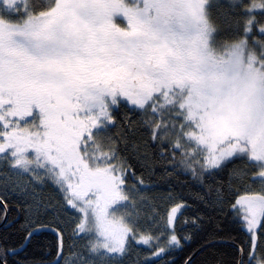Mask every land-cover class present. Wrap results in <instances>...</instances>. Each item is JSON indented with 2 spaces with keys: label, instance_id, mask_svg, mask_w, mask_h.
Returning <instances> with one entry per match:
<instances>
[{
  "label": "snow or ice",
  "instance_id": "1",
  "mask_svg": "<svg viewBox=\"0 0 264 264\" xmlns=\"http://www.w3.org/2000/svg\"><path fill=\"white\" fill-rule=\"evenodd\" d=\"M11 196L0 264H264V0H0Z\"/></svg>",
  "mask_w": 264,
  "mask_h": 264
},
{
  "label": "trees",
  "instance_id": "2",
  "mask_svg": "<svg viewBox=\"0 0 264 264\" xmlns=\"http://www.w3.org/2000/svg\"><path fill=\"white\" fill-rule=\"evenodd\" d=\"M192 214L191 209L184 213V216H190ZM3 208L0 207V216H3ZM184 217H181L183 220ZM3 219H0V223ZM24 223V213L22 209L18 206V202L15 196H11L8 199V210L7 219L5 224L0 228V237L5 235L16 239L21 233L19 231L21 224ZM235 226L229 221H222L219 228H216L215 222L205 221L204 229L199 232L191 233L193 235L192 241L185 242L186 248L190 250L191 248L197 247L199 243H202L204 239L207 238L209 232L217 231L220 236L214 242L213 248L205 254L203 258L211 260L213 255H219L220 253H227L231 251L230 245L232 240L228 238L229 234L232 237L238 236V233L233 230ZM184 233H190V226L183 228ZM56 243L55 234L52 232H42L37 237V242L28 245V250L30 253L37 256L41 255L45 250L52 251L50 245ZM185 255L184 251L177 249L173 254L172 258L175 260V264H182L183 257ZM167 259V258H165Z\"/></svg>",
  "mask_w": 264,
  "mask_h": 264
},
{
  "label": "water",
  "instance_id": "3",
  "mask_svg": "<svg viewBox=\"0 0 264 264\" xmlns=\"http://www.w3.org/2000/svg\"><path fill=\"white\" fill-rule=\"evenodd\" d=\"M6 219H3L0 223V228L5 224Z\"/></svg>",
  "mask_w": 264,
  "mask_h": 264
}]
</instances>
